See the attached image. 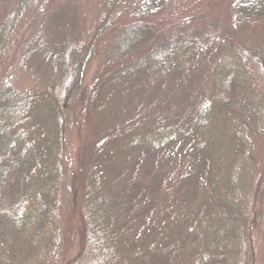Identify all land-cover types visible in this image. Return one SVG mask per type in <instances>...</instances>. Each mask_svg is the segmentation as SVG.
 <instances>
[{"label":"rangeland","instance_id":"rangeland-1","mask_svg":"<svg viewBox=\"0 0 264 264\" xmlns=\"http://www.w3.org/2000/svg\"><path fill=\"white\" fill-rule=\"evenodd\" d=\"M103 1L28 0L0 40V116L23 132L0 264L32 256L11 222L29 196L49 210V264H195L227 220L238 264H264V32L234 30L233 0H178L95 38ZM22 4L0 0V28ZM50 42L58 70L31 55Z\"/></svg>","mask_w":264,"mask_h":264},{"label":"trees","instance_id":"trees-1","mask_svg":"<svg viewBox=\"0 0 264 264\" xmlns=\"http://www.w3.org/2000/svg\"><path fill=\"white\" fill-rule=\"evenodd\" d=\"M178 0H104L100 6L97 25L93 31V36L97 38L107 28L112 25L113 18L124 16L127 13L140 18H149L165 12L171 5ZM28 0L15 9L0 28V40L4 42L5 35H9L11 30L21 19L23 10L28 6ZM234 30H253L264 32V0H233L232 5ZM36 41H34L35 43ZM5 44V43H4ZM64 43L50 42L49 45H41L31 51L33 54H41L56 70L62 67L67 52ZM74 84L78 82L75 77L72 78ZM72 84H70L71 86ZM68 94V91H67ZM208 109V107H207ZM7 117H4L6 116ZM13 112L6 110L0 116V211L9 206V188L13 179L12 170L13 158L10 154L14 153L16 146L19 145L23 132H15V124L11 122ZM4 117V118H3ZM5 120V122H3ZM212 117L206 119L208 130L214 134L218 132L212 123ZM15 132V133H14ZM8 157V158H7ZM7 161V165L5 161ZM4 161V163H3ZM11 164V168H8ZM8 168V169H7ZM14 180V179H13ZM22 192L16 195L15 199L22 197ZM49 210L44 209L37 197L29 196L26 200L19 202V205L12 211L11 222L14 230L22 237L34 242V250L27 264H49L55 250V237L53 229L49 222ZM49 222V223H48ZM231 220H227L224 228L219 230V241L222 245V251L219 255L212 253H200L195 264H212L215 260L225 264H238L235 245L229 242V233L233 228ZM204 228L208 226L204 223ZM106 243V240H104ZM212 262V263H211ZM155 264H173L169 261H160Z\"/></svg>","mask_w":264,"mask_h":264}]
</instances>
